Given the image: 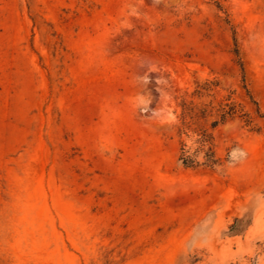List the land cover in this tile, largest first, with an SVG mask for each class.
<instances>
[{
    "label": "rangeland",
    "instance_id": "obj_1",
    "mask_svg": "<svg viewBox=\"0 0 264 264\" xmlns=\"http://www.w3.org/2000/svg\"><path fill=\"white\" fill-rule=\"evenodd\" d=\"M239 57L235 54V41ZM255 119L178 160L182 97ZM264 0H0V264H264Z\"/></svg>",
    "mask_w": 264,
    "mask_h": 264
},
{
    "label": "trees",
    "instance_id": "obj_2",
    "mask_svg": "<svg viewBox=\"0 0 264 264\" xmlns=\"http://www.w3.org/2000/svg\"><path fill=\"white\" fill-rule=\"evenodd\" d=\"M234 41L235 54L239 57L236 38ZM218 86L217 81L198 83L190 99L186 96L181 99L177 125L180 139L178 160L187 169L215 170L224 166L227 159L219 156L215 140V131L220 126L239 120L253 131L260 130L252 115L231 96L215 102L214 90ZM250 98L263 118L257 102L251 95Z\"/></svg>",
    "mask_w": 264,
    "mask_h": 264
}]
</instances>
